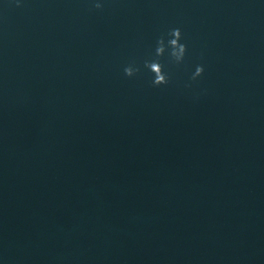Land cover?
Returning <instances> with one entry per match:
<instances>
[{
    "label": "water",
    "instance_id": "1",
    "mask_svg": "<svg viewBox=\"0 0 264 264\" xmlns=\"http://www.w3.org/2000/svg\"><path fill=\"white\" fill-rule=\"evenodd\" d=\"M100 2L0 0V264H264V0Z\"/></svg>",
    "mask_w": 264,
    "mask_h": 264
},
{
    "label": "clouds",
    "instance_id": "2",
    "mask_svg": "<svg viewBox=\"0 0 264 264\" xmlns=\"http://www.w3.org/2000/svg\"><path fill=\"white\" fill-rule=\"evenodd\" d=\"M92 6L100 10L103 8V4L100 0H92ZM183 33L180 28H171L166 34H162L156 40L155 56L153 59H146L143 62V67L152 73V86L160 87L162 85L169 84L171 77L164 71V65L160 62V58L168 54L170 60L179 65L184 62L187 45L182 43ZM125 76L131 78L137 75L141 69L136 65L135 61H132L123 69ZM205 69L203 65H197L192 73L191 80L195 81L201 77ZM186 87H191L190 84Z\"/></svg>",
    "mask_w": 264,
    "mask_h": 264
}]
</instances>
